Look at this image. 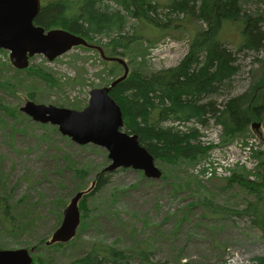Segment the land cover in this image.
Returning a JSON list of instances; mask_svg holds the SVG:
<instances>
[{
    "label": "rangeland",
    "instance_id": "obj_1",
    "mask_svg": "<svg viewBox=\"0 0 264 264\" xmlns=\"http://www.w3.org/2000/svg\"><path fill=\"white\" fill-rule=\"evenodd\" d=\"M147 1L162 7L171 0ZM240 4L246 14L264 19V0H240ZM165 10L159 8L158 12ZM132 24L135 22L129 20L126 30ZM225 31H221V40L237 44V34ZM173 33L147 38L152 45L131 43L119 48L118 55L129 72L140 67L148 73L173 68L187 54L191 40L186 30ZM262 54H236L239 72L232 80L230 95L249 88L253 80L250 71L256 67L252 61ZM102 61L98 52L81 48H72L53 62L34 56L30 65L41 66L56 84L51 86L22 73L18 75L22 79L20 91L15 95L0 92V103L19 111L29 90L34 92L32 101L38 104L81 110L90 90L107 86L122 73L120 65ZM7 63L10 65L8 52L0 49L2 78L15 75L16 69ZM119 67L121 71L110 72ZM226 98V93L219 96L217 105ZM19 113L24 117L2 118L0 113V193L17 222L8 231L0 220L2 250L31 249V255L47 256L52 263L70 262L93 246L122 252L125 264H142L146 256L159 264H254L255 257L264 256L259 231L249 217L237 214L252 196L227 182L234 173L255 179L264 156V114L254 122L260 125L252 129L254 134L250 130L228 143L222 142L219 128L211 121L202 127L193 125L198 127L199 141L211 146V151L188 167H167L156 161L164 178L147 179L132 169L103 172L110 164L105 149L79 146L62 136L57 127L35 123ZM76 170L87 174L77 177ZM102 172L107 173L108 182L85 201L84 221L72 245L63 251L42 248V242L49 241L59 227L69 200L87 190ZM208 172L212 177H200Z\"/></svg>",
    "mask_w": 264,
    "mask_h": 264
},
{
    "label": "trees",
    "instance_id": "obj_2",
    "mask_svg": "<svg viewBox=\"0 0 264 264\" xmlns=\"http://www.w3.org/2000/svg\"><path fill=\"white\" fill-rule=\"evenodd\" d=\"M41 2L40 11L34 19L35 25L48 30L68 29L87 37V44L98 38V42L92 44L100 46L102 50L106 48L109 56L117 55L119 48H127L137 41L152 45L150 39L174 34V30L189 32L191 40L187 54L177 66L150 73L142 70V67L136 68L128 71L126 78L110 91L111 98L121 110L123 130L138 137L139 144L152 155L154 162L159 161L167 167H178L180 164L188 167L204 158L211 151V146L199 141L198 127L195 126L202 127L211 121L220 129L222 142L228 143L246 135L251 130V124L262 119L264 19L243 12L240 0H171L162 7L147 0ZM159 8L166 10L159 13ZM129 20L135 24L126 30ZM222 30L235 32L238 43L223 42L220 38ZM102 37L108 38L105 45L99 43ZM75 48L96 51L82 46ZM248 52L263 54L252 61L256 67L250 71V79L253 80L249 88L232 96V80L239 72L236 54ZM6 65L11 67L8 63ZM118 70L121 71V67L110 72ZM14 72L15 75L10 78L0 77V92L5 95H15L20 91L22 79L18 75L22 73L51 86L56 84L41 66L29 64L27 69ZM122 74L123 69L107 86ZM33 93L27 90L25 101L34 100ZM224 93L227 98L223 104L217 105V98ZM0 113L2 118H13V115L16 118L24 117L17 108L11 109L2 103ZM201 164L204 166L205 162ZM86 174L82 170L75 171L77 177ZM102 174L96 175L92 187L82 191L85 193L78 203L81 213L78 230L84 221L85 201L108 182L107 173ZM255 176V179H251L247 174L234 173L227 182L252 196V201H248L237 214L249 217L251 225L259 231L264 242V156L258 163ZM161 178H164L163 172ZM0 220L8 231L17 225L1 193ZM75 237L67 243L53 245H46L48 241H44L41 246L45 250L63 251L72 245ZM2 249L5 248L0 247ZM37 249L38 246L34 248ZM31 257L32 264L126 263L122 252L100 246H93L86 254L67 263H52V259L42 255ZM147 257L142 258V264H159L151 263ZM254 264H264V256L255 257Z\"/></svg>",
    "mask_w": 264,
    "mask_h": 264
},
{
    "label": "water",
    "instance_id": "obj_3",
    "mask_svg": "<svg viewBox=\"0 0 264 264\" xmlns=\"http://www.w3.org/2000/svg\"><path fill=\"white\" fill-rule=\"evenodd\" d=\"M40 10V0H0V49L8 52L10 65L19 71L29 66V60L41 55L53 62L86 41L64 29L45 30L34 24ZM123 67V74L109 86L90 90L87 104L81 110L57 108L33 101L24 102L19 112L35 123L52 125L57 131L79 146L94 145L107 151L110 164L103 172L119 169L141 171L147 179H159L162 172L154 158L139 144L138 137L123 130L121 110L111 98L110 91L128 74L125 61L114 59ZM252 123L251 129L259 128ZM93 183L91 184V187ZM85 192H77L63 209L59 227L46 245L67 243L80 225L78 203ZM0 264H32L31 251L0 250Z\"/></svg>",
    "mask_w": 264,
    "mask_h": 264
},
{
    "label": "flooded vegetation",
    "instance_id": "obj_4",
    "mask_svg": "<svg viewBox=\"0 0 264 264\" xmlns=\"http://www.w3.org/2000/svg\"><path fill=\"white\" fill-rule=\"evenodd\" d=\"M40 4H41V6H42V2H41V0H40ZM43 28H44V27H43ZM45 30H48V29H45ZM49 30H50V29H49ZM64 30H65V29H64ZM67 31L71 32V33L74 34V35H77V36L83 38L85 41L88 39L87 37H84V36H82L81 34L74 33L73 31H70V30H68V29H67ZM96 42H98V38H94L93 41H92L91 43H89V44L86 43V46H82V47H85V48H86V47L93 48V49H95L96 51L99 52V56H100L104 61H106V62H111V63L117 64V65H120V66L122 67L121 64L117 63V62L114 60V59H116V58H120V59H122L121 57H119L118 54L115 55V56H109V55L107 54V49H106V48H104V49L102 50L100 46H98V45H96V44H92V43H96ZM106 42H108V38H103V37H102L99 43L102 44V45H105ZM179 63H180V62H179ZM122 68H123V67H122Z\"/></svg>",
    "mask_w": 264,
    "mask_h": 264
},
{
    "label": "built area",
    "instance_id": "obj_5",
    "mask_svg": "<svg viewBox=\"0 0 264 264\" xmlns=\"http://www.w3.org/2000/svg\"><path fill=\"white\" fill-rule=\"evenodd\" d=\"M208 166V163H205ZM197 173V171H195ZM202 179H208L210 177H212V174L210 172L205 173L204 175L200 176Z\"/></svg>",
    "mask_w": 264,
    "mask_h": 264
},
{
    "label": "bare ground",
    "instance_id": "obj_6",
    "mask_svg": "<svg viewBox=\"0 0 264 264\" xmlns=\"http://www.w3.org/2000/svg\"><path fill=\"white\" fill-rule=\"evenodd\" d=\"M55 127V126H54Z\"/></svg>",
    "mask_w": 264,
    "mask_h": 264
}]
</instances>
